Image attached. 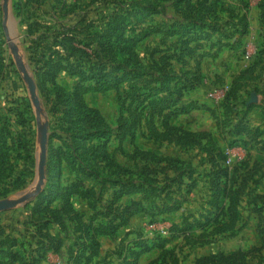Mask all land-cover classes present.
<instances>
[{
	"label": "trees",
	"instance_id": "obj_1",
	"mask_svg": "<svg viewBox=\"0 0 264 264\" xmlns=\"http://www.w3.org/2000/svg\"><path fill=\"white\" fill-rule=\"evenodd\" d=\"M47 1L19 0L14 6L15 16L25 23L28 32H34L33 35L40 29H49L47 33L39 34L33 39L37 45L33 57L37 72L42 71V78L54 84L61 71H66L78 79L73 91L62 97L64 117L71 118L65 123L69 124L68 129L76 127V132L70 130L69 136L71 137L72 134L73 140L75 139L79 147L82 144L83 147L89 145L90 138L97 142L93 151L98 154L97 159L101 158L107 163L106 168L111 174L117 176L113 182L117 187L114 188L112 196L105 195L103 191L98 195L82 181L72 182L63 187L61 175L47 176L45 189L33 197L37 199L34 207L51 216L49 218L45 216L43 222H37L35 219L24 222L26 234L23 237L35 239L36 249L28 243L27 238L19 242L7 237L0 241V254L8 255L14 262L39 264L46 253L58 250L62 242L56 243V239L48 232L50 220L56 218L55 208L52 205L58 198L67 199L61 211L65 212L64 208H67L73 217L78 215L71 201L73 195L85 198L92 211L90 221L83 223L77 230L81 236L75 243L74 264H90L91 259L99 252L98 236L115 237L121 227L141 213L158 217L180 210L189 201L196 187L194 169L183 168L182 172L175 176L167 175L161 178L156 170L147 165L152 161L160 162L161 159H149L154 158L153 155L137 146L129 156L143 159L144 164L140 171L116 163L109 156V143L113 139L114 130L98 109L87 105L85 96L90 92L119 90L125 84H130V87L119 97L123 105L116 133L121 144L127 138L133 142L142 119L147 118L152 124V130L160 135L159 140L174 141L180 146H201L207 152L208 163L212 169L208 174L210 197L198 217L187 216L182 220L181 225L172 226V238L188 237L195 228L217 226L215 233H222L235 226L241 220L238 211L240 197L247 188L249 180L256 177L260 167L259 162L251 163L249 149L254 144L262 142L264 151L262 131L251 128L245 118L254 107L262 108L264 113V99L259 104L248 105L247 101L241 100L240 91L244 85L241 86L239 82L246 74L241 72L237 78L239 80L235 79L236 83L233 81L225 93L220 108L210 107L197 101L185 103V98L202 86V78L197 73L193 76L176 73L173 71V61L184 64L186 58H194L199 50L208 45L209 51H203L204 54L200 56L198 54L196 61L198 71L203 58H217L226 47L230 49L240 47L243 36L248 32L246 17L240 19L239 23H233L230 19L220 22V17L226 10L224 0H155L170 3L178 18L166 27L150 26L146 24L147 19L161 13V9L150 0H93L90 5H94V8L90 9V5H84L80 13L71 14L66 21H58L62 15L67 16L68 11L64 9L65 7H70V12L73 13L76 6L67 5L65 0H54L55 3L63 1L65 7L62 5V9L65 13L61 16L53 14L54 19L61 23L50 25L39 21L41 14L52 10L44 7ZM259 8L262 21L264 1L260 2ZM93 12L95 16L91 15ZM24 14H27V18H22ZM156 33L163 34L165 38H176V41L168 44L164 49H157L161 56L159 60L153 62V66L161 74L148 80L147 69L139 59L136 48L142 41ZM214 36L217 37L216 40L213 39ZM234 100L243 105L242 112L236 109ZM26 105L30 106L29 103ZM200 108L210 111L217 119V128L226 136L225 139L230 147H244L250 157L228 165V154L213 141L210 132H192L170 124L172 119ZM158 121L162 127L161 131H158ZM83 125L88 127L91 133L83 136L81 133L85 132ZM4 134L0 128V159H5L6 162L12 161V154L8 153L12 145L15 146L13 151L20 153L22 150L29 158L32 149L28 147L27 141L23 142L21 139L16 144L7 142L3 137ZM67 141L65 140L63 144L70 146ZM90 150L86 149L84 153L75 155L76 159L86 162V171L91 166L92 158L88 155ZM169 161L180 162L177 159ZM186 179L189 181L186 182ZM55 187L60 188V191L53 190ZM104 196L109 198V201H105L107 204L104 203L105 206L102 205ZM135 196L138 197L134 198ZM33 197L31 196L30 199ZM128 197L133 198L126 203H118ZM151 197L158 199L153 207L147 204ZM259 198L264 199V193ZM257 209V233L263 243L261 246L230 254L223 252L210 254L198 259L197 264H242L256 257H259V262L261 260L260 264H264L262 262L264 261V206ZM100 217L103 219L97 220ZM3 236L4 231L0 229V238ZM205 238L206 236L194 237L193 242L204 244L207 242ZM168 240L160 236L152 240L144 239L136 242L130 250V255L124 257L122 264H137L142 254L154 248L163 249ZM8 244H11L12 248H23V255L15 251H6L5 246Z\"/></svg>",
	"mask_w": 264,
	"mask_h": 264
},
{
	"label": "rangeland",
	"instance_id": "obj_2",
	"mask_svg": "<svg viewBox=\"0 0 264 264\" xmlns=\"http://www.w3.org/2000/svg\"><path fill=\"white\" fill-rule=\"evenodd\" d=\"M18 1L9 0L8 14L18 24L17 37L9 38L6 35L4 26L10 29V23L4 22L3 0H0V128L5 133L3 137L7 139V142L16 144L17 141L22 139L23 142L27 141L29 143L28 147L32 149V152L28 158L22 150H20V153L13 151L12 149L15 146L12 145L8 151V153L12 154V161L6 162L5 159H0V200L17 199L24 195H30V197H33V195L37 196L45 189L47 176L60 175L63 187L72 182L82 181L85 186L92 188L98 195L104 192L105 195L112 196L114 188L117 187L113 183L117 179V176L112 175L111 171L106 168L107 163L103 159H97L98 154L93 151L97 142L90 138V144H87L86 147H83V144L80 147L77 146L76 141H74L75 139L73 140L72 138V134L71 137L69 136L70 130L76 132V127L68 129L70 126L68 123H65L67 119L71 118L64 117V102L62 97L73 91L78 79L66 73V71H61L58 73L57 82L54 84V82L42 78V71L40 73L37 72V66L33 62L34 49L37 45L33 39L39 34L47 33L49 29H40L35 35H33L34 32H28L25 23L15 16L16 10L14 6H16ZM92 1L65 0L67 5L76 6L72 13L70 12V7H65L63 1L55 3L54 0H48L44 7L52 10L41 14L39 21L49 23L50 25H54L58 21H66L71 17V14L76 15L80 13L84 5H90ZM150 1L161 9V13L150 16L146 21L147 25L166 27L178 18L172 10L170 3L155 0ZM262 1L264 0H224L226 10L223 11L220 22L230 19L233 23H239L241 22L240 19L246 17L248 32L243 36L240 47L236 49L226 47L217 58H203L198 71L196 61L200 54H204L203 51H209L208 45L204 49L199 50L194 58H186L184 64L173 61V71L176 73H182L187 76H193L197 73L202 78V86L190 93L185 98V103L197 101L198 103H205L210 107L220 108V102L224 98L225 93L229 90L233 81V83H236V80H239L237 78L241 72L246 73L242 79L240 78V82L238 81L241 86L244 85V88L240 91L241 100L248 102L252 93H256L261 99L264 98V19L261 21L259 8V4ZM62 5L68 11L67 16L62 15L65 13ZM89 7L90 9L94 8V5H90ZM53 14L62 16L57 21L54 19ZM91 15L95 16L96 14L93 12ZM22 18H27V14H24ZM216 36H214V40L217 39ZM175 41L176 38H165L163 34L156 33L150 35L137 46L136 51L139 59L147 69L148 80L154 79L156 75L161 74L153 66V62L159 60L161 56V53L157 52V49H164L168 44H173ZM13 45H16L19 49V60L25 64L36 82L41 104L40 121L37 116V110L31 102L27 83L23 79L21 68L17 64V59L12 52ZM129 87L130 84H125L119 90L90 92L85 96L87 105L98 109L114 130L113 139L109 143V156L116 163L127 166L134 171H140L144 164L143 159L129 156L133 153L134 147L137 146L153 155L154 158L149 159H161L160 162L152 161L147 163L148 166L158 172L161 178L167 175L175 176L182 172L183 168L190 167L194 169L195 174L193 177L196 179V187L192 191L189 201L180 210L158 217L141 213L144 215L143 217H139L141 214L135 216V218L133 217V222L131 219L127 225L121 227L115 237L98 236L100 243L99 252L91 259L90 264H122L124 257L130 255V250L136 242L144 239L152 240L160 236L163 239H169L165 243V247L163 249L154 248L142 254L137 264H197L198 259L210 254L219 252L230 254L235 251H242L243 248L245 249L243 251H249V246L257 242L259 243L258 234L256 235L257 232H255L257 231L258 221L255 225V230L254 228H251L252 231L245 230L244 234H242V228H239L236 224L231 229L222 233H215L217 226H211L205 229L195 228L193 233L188 237L172 238L171 228L174 224L181 225L185 217L190 215L198 217L202 211L203 206L210 197L208 174L212 169L208 163L207 152L201 146H180L174 141L159 140L160 135L152 130V124L149 123L147 118L142 119V122L138 126L134 141L131 142L130 138H127L121 144L116 137L120 111L123 105L119 97L125 94L129 90ZM26 103H29L30 106L27 107ZM234 103L236 109L242 112L243 106L237 100H234ZM43 122L48 123L49 140L46 179L44 185L39 187L37 158L40 150V124ZM217 123V119L212 116L210 111L200 108L172 119L170 124L192 132H210L213 141L231 159V162L227 163L228 165L233 164L239 158L250 157L251 148L249 149V154L244 147H230L227 144L226 136L220 133ZM157 126L158 131H161L160 121H158ZM83 127L85 128V132H81L83 136L91 133L88 127L85 125ZM228 139L231 140L229 137ZM65 140H68L67 142L71 145L65 146L66 144H63ZM84 149H91L88 155H90L89 158L91 157L92 160L88 171L85 169L86 162L75 158V155L84 153ZM230 152L233 154L232 156ZM170 159H177L180 162L171 163ZM259 165L256 177L249 180L247 188L240 197V203H237L242 223L252 222V216L254 220H258L257 208L264 206V199L259 198L264 193V161L262 165L260 163ZM185 181L188 182L189 180L186 179ZM54 189L58 192L60 191L58 187ZM37 191L39 192L36 193ZM35 196L32 199L29 197V200L25 204H20L12 210L0 212V229L4 231V236L0 238V241L11 237L12 240L23 242L27 238V236L26 238L23 237L26 234L25 221L35 219L37 222H43L45 216L47 218L51 216L34 207V204L37 203ZM108 196L103 197V206L107 205L105 201H109ZM137 197L135 196L134 198ZM132 198L122 199L118 203H126ZM66 200L62 197V200L58 198L53 203L52 206L55 208L57 219L54 216L55 220H50L48 229L49 234L56 239V243L57 241L62 242L61 247L56 251L52 250L46 253L39 261V264H74L75 243L81 236L77 230L83 223L90 221L92 211L85 198L73 195L71 201L74 208L78 211V215L76 214L77 216L73 217V214L67 208H64L65 212L61 211L63 204L67 203ZM157 201L156 197H151L147 204L153 207ZM102 219V217L97 218V220ZM199 235L201 237L206 236L207 242L204 244L193 242V238H199ZM27 240L29 244L34 246L33 249H36V240L31 238H27ZM5 247L6 251H15L21 253V256L23 255V248H12L11 244ZM262 262L264 263L263 260ZM260 263L261 260L259 262V257H256L255 259H250L249 262L246 260L242 264ZM0 264L25 263L22 261L20 263L14 262L8 255L0 254Z\"/></svg>",
	"mask_w": 264,
	"mask_h": 264
},
{
	"label": "water",
	"instance_id": "obj_3",
	"mask_svg": "<svg viewBox=\"0 0 264 264\" xmlns=\"http://www.w3.org/2000/svg\"><path fill=\"white\" fill-rule=\"evenodd\" d=\"M9 9V0H3V10H4V22L10 23V29L7 26L5 27L6 35L10 38L17 37V22L8 14ZM12 52L17 59V64L21 68V73L24 81L27 83V88L31 102L35 109L37 110V116L39 121L41 120V104L40 99L37 93V85L31 74L29 73L27 67L23 62L19 60V49L16 45L12 46ZM257 103V96L253 93L251 100L248 104ZM48 140H49V128L48 123L43 122L40 124V150L38 152L37 158V173H38V186L42 187L46 179V161H47V149H48ZM40 191V190H39ZM37 191L36 193H38ZM30 195H24L17 199H3L0 200V212H5L12 210L20 204H25L29 200Z\"/></svg>",
	"mask_w": 264,
	"mask_h": 264
},
{
	"label": "crops",
	"instance_id": "obj_4",
	"mask_svg": "<svg viewBox=\"0 0 264 264\" xmlns=\"http://www.w3.org/2000/svg\"><path fill=\"white\" fill-rule=\"evenodd\" d=\"M18 25V24H17ZM261 86V84H260ZM256 94V93H255ZM252 95L253 93L250 95L249 97V101L251 100L252 98ZM257 103H254V104H259L261 103V101L264 99H261L259 95H257ZM246 101V100H245ZM249 101L247 103H249ZM253 104V103H252ZM248 105V104H247ZM243 106V105H242ZM245 121L246 123L253 129H259L262 131V137L261 139L264 141V113H263V110L262 108L260 107H254L247 115V117L245 118ZM262 142H260L259 144H254L253 147L251 148V163L253 164L254 162H259L261 165H262V162L264 161V151L262 149ZM230 155L232 156L233 154L230 152ZM233 158V157H232ZM238 158V157H237ZM236 159V158H235ZM241 159V158H239ZM238 159V160H239ZM262 161V162H261ZM263 181H264V178H263ZM144 215L141 214V216L139 215V217H143ZM138 217V218H139ZM135 218V217H134ZM254 217L252 216V222H243L242 223V220H239V222L237 223V225L239 226V228L241 227L242 228V234H244V231H252L251 228H254L255 230V225L257 223V219H253ZM132 222H133V219H132ZM245 223V225H244ZM257 232V231H255ZM258 233H256L257 235ZM258 236V240H259V243L255 242L256 244H253L251 246L248 247V249H251L252 247H255V246H261L262 245V241L260 240V237L259 235ZM247 243V241H245ZM243 250H245L243 248ZM247 250V249H246ZM232 252V251H231ZM226 253V252H225Z\"/></svg>",
	"mask_w": 264,
	"mask_h": 264
},
{
	"label": "built area",
	"instance_id": "obj_5",
	"mask_svg": "<svg viewBox=\"0 0 264 264\" xmlns=\"http://www.w3.org/2000/svg\"><path fill=\"white\" fill-rule=\"evenodd\" d=\"M231 162V159H228L227 163L229 164Z\"/></svg>",
	"mask_w": 264,
	"mask_h": 264
}]
</instances>
